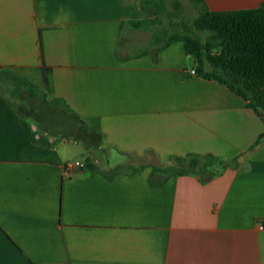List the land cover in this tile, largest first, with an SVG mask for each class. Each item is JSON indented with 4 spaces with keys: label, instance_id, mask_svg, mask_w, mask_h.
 <instances>
[{
    "label": "crops",
    "instance_id": "1",
    "mask_svg": "<svg viewBox=\"0 0 264 264\" xmlns=\"http://www.w3.org/2000/svg\"><path fill=\"white\" fill-rule=\"evenodd\" d=\"M151 18L142 0H0V70L70 108L42 101L49 120L0 88V264H264V119L192 74L183 43L134 51L149 28L130 21ZM208 154L224 161L209 181L201 169L152 186L154 165ZM87 159L121 173L64 167Z\"/></svg>",
    "mask_w": 264,
    "mask_h": 264
},
{
    "label": "trees",
    "instance_id": "2",
    "mask_svg": "<svg viewBox=\"0 0 264 264\" xmlns=\"http://www.w3.org/2000/svg\"><path fill=\"white\" fill-rule=\"evenodd\" d=\"M184 0H142V7L153 18L143 21H130L135 27L152 28L163 23V18L172 16L169 3L176 7L183 6ZM196 9L197 16L184 23L183 31L176 28L158 30L154 41L166 39L158 48L159 54L173 43L184 44L186 55L194 59L196 73L206 80H214L226 86L236 95L242 97L247 105L264 119V4L258 8L229 11H211L205 0H188ZM198 31V33H197ZM199 32L204 34L202 36ZM11 86L39 97L45 104L70 110L61 98L48 99L47 93L26 77L17 75L10 70H0V88ZM26 136L35 144L51 145L36 138V133L29 122L21 119ZM264 133L258 138V145ZM224 163L220 158L208 154L205 156L174 157L172 164L166 167L154 165L150 177L153 187L161 188L171 177L196 173L202 169L203 180L209 181L214 174L206 172L209 168ZM87 171L100 172L108 178L121 173L117 167L111 173L99 170L96 164L87 159Z\"/></svg>",
    "mask_w": 264,
    "mask_h": 264
},
{
    "label": "rangeland",
    "instance_id": "3",
    "mask_svg": "<svg viewBox=\"0 0 264 264\" xmlns=\"http://www.w3.org/2000/svg\"><path fill=\"white\" fill-rule=\"evenodd\" d=\"M169 7L170 10L173 12L172 16H167L163 18V23L162 24H158V26H154L150 29H146V34H147V40H148V44L146 45H141L140 43L136 44L135 41V50L138 53H142V52H156L158 50V48H160V46H162L166 39H162L161 41L157 42L154 41L155 37L154 35H158V30H170L171 28H176L178 31H183L184 29V23H190L196 16H197V11L196 9L190 4V2L188 0H184L183 1V6H181V11H180V6H175L174 4H172V2L169 3ZM198 33V31H197ZM201 35L202 33L199 32ZM204 36V34L202 35ZM132 50V52H134ZM131 52V53H132ZM4 92L6 93V96H8V98L13 101H22L23 104L27 105L30 107V101H26L25 97H27L28 95L30 96L31 100H33L36 103V106L38 107H34L37 111L36 113L39 114V112H41V110H45L46 112H48V119L49 120H60L61 117H59L56 113H51L50 110H52L51 108L45 106L42 104V100L39 97L30 95L24 91H18L17 89H13V91H11V89H9V87H4ZM16 107L22 111V107H20L19 103H15ZM43 107V108H42ZM32 109V108H30ZM59 112V111H56ZM25 117V116H24ZM29 119V116H27ZM201 172V171H200Z\"/></svg>",
    "mask_w": 264,
    "mask_h": 264
},
{
    "label": "built area",
    "instance_id": "4",
    "mask_svg": "<svg viewBox=\"0 0 264 264\" xmlns=\"http://www.w3.org/2000/svg\"><path fill=\"white\" fill-rule=\"evenodd\" d=\"M192 74H196V70L191 71ZM65 169L68 171L74 170V169H83L85 167V162L82 161H72L68 162L65 166ZM261 228H264V226H261Z\"/></svg>",
    "mask_w": 264,
    "mask_h": 264
}]
</instances>
